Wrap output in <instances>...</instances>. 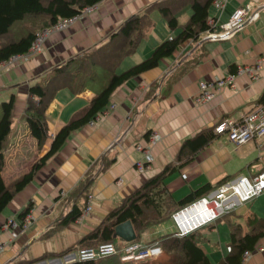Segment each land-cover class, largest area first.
Segmentation results:
<instances>
[{
	"label": "crops",
	"instance_id": "crops-1",
	"mask_svg": "<svg viewBox=\"0 0 264 264\" xmlns=\"http://www.w3.org/2000/svg\"><path fill=\"white\" fill-rule=\"evenodd\" d=\"M159 1L164 0H100L70 26L51 33L37 54L0 70V103L13 95L11 120L17 119L10 137L14 124L11 122L3 151L2 178L5 183L30 170L33 162L48 150L54 133L102 89L107 76L102 72L100 79L88 81L75 92L64 86L53 93L44 112L48 135L41 147L30 135L25 119L28 87L44 82L54 67L68 59L107 43L119 26L133 15L145 14L148 20L142 27L136 49L125 56L118 67L122 71L148 57L159 43L177 35L191 14L189 2L181 5L174 14L177 26L170 28L154 5ZM248 2L259 4L264 0H227L221 13L211 0L208 16L216 17L217 25L222 24L236 7ZM24 19L0 35V45L38 26L26 24ZM263 51L264 20L260 16L226 39L189 38L171 55L160 59L156 66L117 86L108 102L114 103V108L96 118L94 124L87 122L71 132L1 212L0 224L7 217H17L18 212L31 202L34 219L27 229L5 245L0 252V264H53L51 261L60 260V256H55L35 261L40 256L55 255L68 247H77L87 232L96 227L112 208L166 165L175 167L163 180L174 200L202 184L213 186L209 193L238 175L251 176L260 172L264 168V137L249 139L236 146L224 134H217L187 161L178 158V151L185 139L200 130L213 129L224 118L239 121L260 104L258 98L264 91V69L256 80H251L244 73H236V70L240 66L253 65ZM92 67L99 70L97 65ZM118 67L116 72H120ZM231 73L236 74L231 85L222 86L206 103H194L199 80L224 78ZM152 132L160 136L150 147L152 160L143 170H137L134 163L143 159L144 153L134 146L144 144ZM182 174L186 177L183 178ZM86 177L88 184L80 188ZM86 200H89L91 208L82 220L62 223L73 204L84 208ZM171 214L161 223L142 230L137 241L158 242L163 235H173L175 226ZM263 218L264 192L240 203L232 213L198 229L201 247L210 261L215 258L217 263L228 253L230 223L240 224L242 233H245L260 228ZM161 225V232L154 233L151 229ZM217 225L227 226L225 251L218 248L220 235L216 231ZM145 231L150 234L146 232L144 236ZM7 238L8 232L2 230L0 239ZM204 240L209 243L207 249L202 245ZM120 241L123 240L116 238L115 243ZM243 264H264V235Z\"/></svg>",
	"mask_w": 264,
	"mask_h": 264
},
{
	"label": "trees",
	"instance_id": "trees-1",
	"mask_svg": "<svg viewBox=\"0 0 264 264\" xmlns=\"http://www.w3.org/2000/svg\"><path fill=\"white\" fill-rule=\"evenodd\" d=\"M99 1L0 0V35L8 32L16 22L24 18L26 24L38 25V28L26 29L27 31L18 35L16 39L0 45V61L12 54L26 51L38 29L52 24L60 17L73 16L84 7L94 5ZM187 2L191 6V14L179 33L163 40L148 57L141 61L130 65L120 72L115 71L122 59L136 49L142 27L148 20L145 14L129 17L110 36L107 43L99 45L90 52H84L68 59L66 63L54 67L50 76L44 82H36L28 87L25 119L30 135L36 140L38 147H41L48 135L44 112L53 93L64 86L75 92L84 87L88 81L100 79L103 75L102 72H106L107 76L102 89L90 99L86 106L76 111L54 133L48 150L33 162L30 170L8 183H5L2 178L4 166L3 151L6 148L12 122L13 95H10L8 100L0 103V214L15 193L32 179L34 172L62 146L68 135L95 118L96 114L107 106L109 96L117 86L130 77L156 66L160 59L171 55L183 41L189 38L196 39L202 32L214 29L207 24V8L211 0H164L154 5L158 7L168 26L175 28L177 26L175 11ZM93 65H97L99 70L92 67ZM97 72L99 73L97 74ZM258 102L264 105V91L259 96ZM216 135L213 129L208 127L185 139L179 148L178 158H184L187 161L193 153L215 138ZM174 170V166L166 165L162 170L149 177L136 191L124 198L119 205L112 208L96 227L87 232L79 241L77 247H68L55 255H43L35 261L55 256L61 257L63 254L82 246H94L100 242L108 241L115 243L116 238L113 237L114 226L125 220H130L136 233L134 240H138L142 230L151 225L161 223L171 212L204 195L213 187L208 183L202 184L180 199L174 200L163 182L164 178ZM87 184L88 177L80 183L79 187L83 188ZM80 188L77 190H80ZM31 206V202L26 204L18 212L17 217L22 218L31 209ZM82 209L83 207L78 204H73L63 217L62 223L66 224L75 221ZM230 213L223 215V217ZM263 235L264 218L260 228L245 233H242L240 224L230 223L228 253L215 264H239L242 252L244 250H252L258 239ZM201 240L197 230L181 237L166 234L158 241L162 252L154 258L121 260L119 254H113L90 260L76 259L62 264H213L208 254L201 247ZM120 242L115 244L121 246L125 243V241Z\"/></svg>",
	"mask_w": 264,
	"mask_h": 264
},
{
	"label": "built area",
	"instance_id": "built-area-1",
	"mask_svg": "<svg viewBox=\"0 0 264 264\" xmlns=\"http://www.w3.org/2000/svg\"><path fill=\"white\" fill-rule=\"evenodd\" d=\"M214 6L221 13L224 10L227 0H212ZM94 5L84 7L79 13L70 17H60L52 24L38 29L26 51L15 53L8 58L0 61V70H5L21 61L27 60L37 54L43 46L45 39L53 32L61 31L78 20L85 12L90 11ZM262 17L264 20V2L254 4L248 2L242 6L236 7L228 16L227 20L217 25V18L207 16V24L213 27V30H206L199 35L200 39L219 40L228 38L235 30L246 23L253 22ZM219 28V29H218ZM264 69V51L256 59L253 65H245L237 68L236 73H244L251 80L259 77V72ZM236 74L231 73L224 78L214 80H199L197 92L193 97L195 104L206 103L211 100L216 91L224 85H231ZM113 104H108L101 112L96 114L95 118L88 121L94 124L96 118L106 115ZM101 114V115H99ZM216 134H224L227 140L233 144L240 145L249 139L260 140L264 137V105L259 104L252 110L243 115L239 121L230 118L219 120L213 127ZM160 136L156 132L149 135L144 144L137 143L135 148L144 153L143 159L136 160L134 166L137 170H143L152 160L150 147ZM185 178V174H182ZM119 182V181H118ZM264 192V168L254 175H238L230 180L219 184L211 192L201 195L192 201L176 209L171 214V219L175 226V236H184L198 230L201 226L209 224L212 221L221 218L223 215L234 211L237 206L248 201ZM63 193V192H62ZM91 206L89 200H86L85 206L80 212L77 220L89 212ZM34 219L32 208L22 217H7L0 224V232H8L7 240L0 239V252L5 245L13 241L20 231L27 229ZM162 249L159 242L143 243L137 240L125 242L117 246L114 242H100L94 246H82L74 252L65 253L59 258L63 262L72 260H90L99 257L119 254L121 260H140L144 258H154L161 254ZM252 255V250H244L241 254L240 263L243 264ZM61 263V264H62Z\"/></svg>",
	"mask_w": 264,
	"mask_h": 264
},
{
	"label": "rangeland",
	"instance_id": "rangeland-1",
	"mask_svg": "<svg viewBox=\"0 0 264 264\" xmlns=\"http://www.w3.org/2000/svg\"><path fill=\"white\" fill-rule=\"evenodd\" d=\"M221 24V23H220ZM219 24V25H220ZM121 68H120V66L118 67V69H117V71H121L120 70ZM0 100H1V98H0ZM0 117H1V108H0ZM16 122H17V119L16 118H12V123H14L13 124V126H12V129H11V134H10V137L12 136V133H13V129H14V127H15V124H16ZM223 217V216H222ZM221 217V218H222ZM214 222V221H213ZM163 225H161V226H159V227H152L151 229L154 231V233H157L158 231L159 232H161V231H163V227H162ZM202 227V226H201ZM200 227V228H201ZM217 233L220 235V237H219V240H218V248H222V250L223 251H225V250H227V248H226V246H225V242H226V237H227V233H228V230H227V226L226 225H217ZM199 228V229H200ZM146 232H148V234H150V232L149 231H145V233H144V236H146L147 235V233ZM207 238H209V239H211L212 238V236H207ZM214 244L216 245V243H217V241H216V238H214ZM203 242V241H202ZM201 242V243H202ZM201 245V244H200ZM202 245H203V247H204V249H207V246L206 245H208L209 246V243H207V241L206 240H204V244L202 243ZM210 257H213V255L212 256H210ZM213 259V258H212ZM62 261H63V259H61V261L60 260H53V261H51L53 264H60V262L62 263ZM215 261V258H214V260H212V262L213 263H215L214 262Z\"/></svg>",
	"mask_w": 264,
	"mask_h": 264
},
{
	"label": "water",
	"instance_id": "water-1",
	"mask_svg": "<svg viewBox=\"0 0 264 264\" xmlns=\"http://www.w3.org/2000/svg\"><path fill=\"white\" fill-rule=\"evenodd\" d=\"M113 237L120 238L125 242L134 240L136 233L130 220L122 221L114 226Z\"/></svg>",
	"mask_w": 264,
	"mask_h": 264
},
{
	"label": "bare ground",
	"instance_id": "bare-ground-1",
	"mask_svg": "<svg viewBox=\"0 0 264 264\" xmlns=\"http://www.w3.org/2000/svg\"><path fill=\"white\" fill-rule=\"evenodd\" d=\"M212 222H213V221H212ZM212 222H210V223H212ZM210 223H209V224H210ZM206 225H207V224H206ZM203 226H204V225H203ZM60 261H61V260H60ZM62 262H63V261H62Z\"/></svg>",
	"mask_w": 264,
	"mask_h": 264
}]
</instances>
